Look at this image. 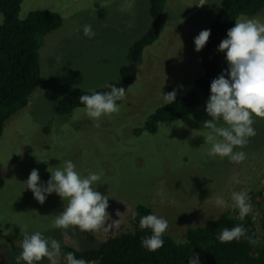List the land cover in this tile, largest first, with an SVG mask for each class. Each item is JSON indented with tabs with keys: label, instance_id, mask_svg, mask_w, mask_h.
Here are the masks:
<instances>
[{
	"label": "rangeland",
	"instance_id": "374dc122",
	"mask_svg": "<svg viewBox=\"0 0 264 264\" xmlns=\"http://www.w3.org/2000/svg\"><path fill=\"white\" fill-rule=\"evenodd\" d=\"M222 1L167 0L159 37L144 49L136 80L119 103V111L93 120L83 108L60 116L57 105L76 89L96 91L121 80L130 49L152 25L150 0H23L20 19L33 11L49 10L59 13L63 24L45 37L40 84L28 105L6 122L0 138V264H16L25 232L40 231L59 241L61 249L97 248L107 238L131 229L138 205L164 217L168 221L165 234L182 241L189 228L236 211L232 192L264 193V118L254 117L255 135L237 149L246 154L240 164L205 155L209 145L204 143L202 122L211 119L204 111L206 98H201L195 111L160 125L154 134L134 132L165 106L161 91L175 89L176 98L187 95L203 76L193 41L213 24ZM240 18L264 22V8ZM84 24H91L96 33L91 39L82 34ZM219 62L221 72L226 71L222 52ZM64 159L72 160L84 175L101 172L93 188L109 196L107 213L112 220L118 219L117 211L124 213L119 229L93 231V244L75 226H53L66 201L53 193L40 204L23 184L33 169L46 184L50 167ZM217 196L225 207L215 204ZM263 202L261 197L250 202L249 215L259 242L264 241ZM39 264L49 262L42 259ZM57 264H65L62 255Z\"/></svg>",
	"mask_w": 264,
	"mask_h": 264
},
{
	"label": "trees",
	"instance_id": "16d2710c",
	"mask_svg": "<svg viewBox=\"0 0 264 264\" xmlns=\"http://www.w3.org/2000/svg\"><path fill=\"white\" fill-rule=\"evenodd\" d=\"M23 0H0V138L6 122L19 110L24 109L30 96L37 90L41 79L40 49L45 37L59 29L63 19L59 13L49 10H37L29 13L25 19L19 18ZM167 0H150L152 25L147 33L130 49L129 63L121 69V80L114 84L125 89L136 80L137 68L142 61L144 49L154 43L160 32L161 18ZM264 0H223L215 21L208 29L210 36L205 46L199 51L203 76L198 78L187 95L178 96L172 104L156 109L143 127L136 129L137 134H154L160 125L178 120L189 115L200 105L201 98L208 99L210 83L221 74L218 45L226 38L228 29L241 16H251L261 12ZM104 17V11L100 12ZM99 92L108 91L103 88ZM90 94L76 89L59 101L56 112L60 116L71 114L83 108L78 97ZM124 99V98H123ZM122 100L117 101L121 103ZM249 202L256 197L264 200V193L250 192ZM264 208V202L262 204ZM152 213L150 207L138 205L132 217L131 229L111 236L97 248L80 251L70 246L61 249V255L72 252L76 258H82L96 264H187L192 253L199 256L200 264H264V241L259 242L257 229L248 214L243 219L238 211L223 212L216 218L208 219L203 225L189 228L181 243L173 237L163 234V246L155 251H148L141 246L142 238L150 235L149 229L139 228L141 216ZM242 225L245 235L239 240L222 242L219 233L224 228ZM264 230V211L262 217ZM82 232V231H81ZM89 243H94L93 231L82 232ZM249 241H254L251 243Z\"/></svg>",
	"mask_w": 264,
	"mask_h": 264
},
{
	"label": "clouds",
	"instance_id": "9594fccd",
	"mask_svg": "<svg viewBox=\"0 0 264 264\" xmlns=\"http://www.w3.org/2000/svg\"><path fill=\"white\" fill-rule=\"evenodd\" d=\"M82 34L91 39L96 33L91 24H84ZM209 36L210 29H204L194 38L196 52L205 46ZM217 50L224 54L227 69L210 83L204 111L211 119L202 122V129L206 130L204 143L209 145L205 155L209 158H227L231 163L240 164L246 159V154L237 149H242L248 139L255 135L254 117L264 118V22L256 18L237 19L234 26L227 30L226 38L221 40ZM102 87L108 91L89 90L90 94L78 97L83 105L82 110L93 120L118 112L120 106L117 101L125 97L123 87L109 83ZM161 97L164 105L172 104L176 90L167 93L161 91ZM50 168L52 171H49L50 177L46 184L40 182L36 169L31 170L23 184L40 204L53 193L63 202L66 201L63 211L54 216V227L67 228L71 225L82 232L119 229L124 213L117 211L115 215L118 219L112 220L106 211L109 196L93 188L101 180V172L89 171L84 175L70 159H64L58 166ZM231 201L241 219L250 213L251 204L246 192H232ZM215 204L226 206L219 196L215 198ZM139 228H147L151 233L142 238V247L155 251L163 246L162 237L168 228V221L164 217L154 213L141 216ZM244 235V227L236 225L222 229L219 239L222 242L239 240ZM19 247L16 264H39L42 259H46L49 264H57V258L61 255V243L45 237L40 231L31 234L25 232ZM63 259L65 264H88L86 260L76 258L72 252L64 253ZM187 264H200L198 254L192 253Z\"/></svg>",
	"mask_w": 264,
	"mask_h": 264
}]
</instances>
